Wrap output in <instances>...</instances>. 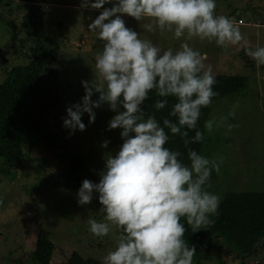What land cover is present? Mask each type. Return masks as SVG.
Wrapping results in <instances>:
<instances>
[{
  "label": "clouds",
  "instance_id": "9594fccd",
  "mask_svg": "<svg viewBox=\"0 0 264 264\" xmlns=\"http://www.w3.org/2000/svg\"><path fill=\"white\" fill-rule=\"evenodd\" d=\"M106 4L113 6L105 8ZM81 7L103 8L88 25L103 42L94 61L98 83L89 87L82 82L85 95L66 110L63 127L70 134L83 132L82 116L88 114L89 123H94L93 109L107 103L117 112L108 128L121 129L123 140L115 156L106 159L99 183L85 179L77 192L80 206L89 205L94 193L102 205L103 219L90 218L89 232L103 239L113 226L119 231L117 244L103 264H193L195 248L185 242L181 220L193 232L204 229L219 214L221 204V197L207 187L212 173H219L223 157L210 159L188 148L205 138L197 124L201 109L218 95L216 77L205 64L206 53L187 42L179 50H164L141 39L121 17L147 20L141 24L144 30L169 32L175 39L196 38L223 49L242 46L258 67L264 66V46H249L234 19L216 14V0H82ZM94 92L100 94L95 102ZM153 92L159 97L153 104L157 112L168 106L169 98L176 101L162 124L142 109ZM228 115L234 117L235 111ZM214 123L206 121L205 130L210 133ZM192 131L195 135L189 137ZM169 133L180 137L189 163L182 162L180 151L166 146ZM101 146L107 148L108 141Z\"/></svg>",
  "mask_w": 264,
  "mask_h": 264
},
{
  "label": "rangeland",
  "instance_id": "374dc122",
  "mask_svg": "<svg viewBox=\"0 0 264 264\" xmlns=\"http://www.w3.org/2000/svg\"><path fill=\"white\" fill-rule=\"evenodd\" d=\"M45 2L50 8L42 13V23L56 45L53 67L57 71V77L54 82L60 94V104L52 111L51 123L59 128V141L65 142L75 155L83 157V167L72 183L76 185L85 179L99 183L106 159L109 155L115 156L123 143L120 135L122 130L108 128V122L117 112L110 110L107 103H101L99 108L93 109L95 122L90 124L89 116L85 113L82 116L85 130H77L72 134L63 127V120L67 115L66 110L82 101L85 95L82 82H88L89 87L98 83L94 61L102 51L103 42L88 30V25L98 17L103 8H83L82 0ZM216 2L217 15L227 16L235 22L240 20L237 26L249 46H264V27H252L254 24L264 25V0ZM112 6L104 5L109 9ZM12 7L13 11L3 8L2 12L8 11V21L20 25V15L23 17L25 12L17 15L15 6ZM121 18L125 26L136 31L141 39L149 40L164 50H179L180 45L187 42L195 50L206 53L205 64L211 66L215 77L226 75L240 78V81L237 80L240 85L235 93L210 106L207 121L213 120L215 123L210 133L205 130L203 156L210 159L222 156L223 162L219 173H212L207 190L218 194L221 199L230 191H264V66L258 67L245 55L242 46L223 49L196 38L175 39L169 32L144 30L141 24L148 23L147 20L138 22L128 16ZM4 33L0 22V48H3L4 54L7 53L6 58H0V74L3 68H8L5 62L8 58H13L14 61H10L13 65L18 64L21 54L18 40L15 45L7 43L5 37L1 38ZM99 95L94 92L92 101H98ZM233 110L235 116H229V112ZM221 117L227 119L221 121ZM105 141H108L107 148L101 146ZM26 152L28 159L23 163L26 171L12 169L10 173L0 174V198L5 201H1L0 207V264H15L17 261L29 263L28 259L40 231L47 234L55 245L50 264L65 262L72 252L97 259L103 264L104 257L114 250L119 233L114 226L109 236L103 239L94 238L89 232L87 222L90 218L97 221L103 219L97 209L98 194H93L89 205L80 206L77 202L80 188L72 190L60 186L64 177L60 175L63 173L60 171L63 166L57 160V152L49 156L39 143ZM40 158L44 161L41 162ZM0 166L6 168L2 160ZM49 175L58 178V187L51 180H43ZM203 230H207V226ZM211 252V259L200 264H217L218 257L225 264H241L239 259L227 256L225 248L217 247ZM244 264H264V242L257 248L256 255L247 258Z\"/></svg>",
  "mask_w": 264,
  "mask_h": 264
},
{
  "label": "trees",
  "instance_id": "16d2710c",
  "mask_svg": "<svg viewBox=\"0 0 264 264\" xmlns=\"http://www.w3.org/2000/svg\"><path fill=\"white\" fill-rule=\"evenodd\" d=\"M35 1L0 0V22L6 33L1 38L5 37L7 43L13 45L18 42L21 53L18 57L20 62L13 65V62H10L14 61L13 58H8V61H5L8 68H3L0 74V160L6 166V168L0 166V174L10 173L12 169L26 171L23 164L25 159H28L26 151L39 143L49 156L57 152V160L63 166L60 168V171H63L60 175L64 177L63 184L60 186L73 190L80 188L84 181L76 185L72 183L83 167L84 161L80 154L75 155L65 142L59 141V128L51 123L52 111L60 104V94L54 82L57 77V71L53 67L56 61V45L54 38L47 34L48 29L46 30L42 23L44 11L33 4ZM43 2L47 4L45 0ZM12 6H15L17 15L25 12L23 17L20 15V25L8 21V11L2 12L3 8L13 11ZM2 51L3 48H0V58H6L7 53L4 54ZM237 80L240 81L238 76H216L214 91L218 95L213 98L212 103L235 93L240 85ZM157 99L159 97L155 96L154 92L150 93L142 109L146 115H155L162 124L176 101L174 98H169L168 106L157 112L153 107ZM211 104L201 109L197 124L198 129L204 132V140L188 145V148L197 151L200 155H203L205 151L204 125ZM165 131L168 130L165 129ZM169 135L170 140L166 146L180 151L182 162L189 163L187 149L180 137L171 136L170 133ZM194 135V131L189 132V137ZM39 160L44 161L42 158ZM60 175L59 177H62ZM43 180L46 182L51 180L57 187L59 186L58 178L55 176L49 175ZM1 201L5 203L0 198V207H2ZM98 205L100 217H103L104 213L101 211L102 205L99 201ZM218 211L219 214L212 217V223L207 225V230L198 229L193 232L186 221L183 218L181 220L186 228L185 242L189 247L195 248L194 264L210 260L212 249L217 247L225 248L227 256L239 259L241 264H244L247 258L256 255L257 248L264 242V191L226 192L221 199ZM117 232L119 233L118 230ZM54 249L55 245L51 238L40 231L28 259L29 263L17 261L15 264H50ZM217 260V264H225L222 258L218 257ZM61 264H100V262L91 257H83L78 252H72Z\"/></svg>",
  "mask_w": 264,
  "mask_h": 264
},
{
  "label": "built area",
  "instance_id": "2783aa9c",
  "mask_svg": "<svg viewBox=\"0 0 264 264\" xmlns=\"http://www.w3.org/2000/svg\"><path fill=\"white\" fill-rule=\"evenodd\" d=\"M42 1H43V0H36L33 4H34V5H37V6H39V7H41L43 11H44V10H47V9H48V6H50V5H47V4H45L44 2L42 3ZM237 23H240V21L237 22Z\"/></svg>",
  "mask_w": 264,
  "mask_h": 264
}]
</instances>
